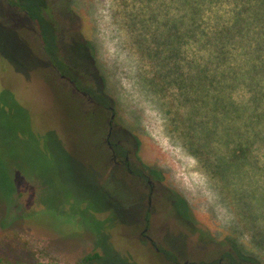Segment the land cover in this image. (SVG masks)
Returning a JSON list of instances; mask_svg holds the SVG:
<instances>
[{
  "label": "rangeland",
  "instance_id": "374dc122",
  "mask_svg": "<svg viewBox=\"0 0 264 264\" xmlns=\"http://www.w3.org/2000/svg\"><path fill=\"white\" fill-rule=\"evenodd\" d=\"M48 1L68 53L74 42L88 47L84 71L114 103L117 139L137 146L131 158L169 203L155 198L140 223L129 185L105 161L86 162L96 149L78 143L85 99L50 66L32 22L0 0L4 208L16 187L11 218L2 222L0 208V256L172 264L167 225L185 233L178 264H212L229 251L264 264V0ZM205 69L211 77H200ZM182 215L196 227H182Z\"/></svg>",
  "mask_w": 264,
  "mask_h": 264
},
{
  "label": "trees",
  "instance_id": "16d2710c",
  "mask_svg": "<svg viewBox=\"0 0 264 264\" xmlns=\"http://www.w3.org/2000/svg\"><path fill=\"white\" fill-rule=\"evenodd\" d=\"M12 6L16 7L21 12L26 14L32 24L36 27L40 42L44 51V55L53 68L55 73L67 81L72 82L71 85L74 91H78L81 94H86V110L79 102L76 105V117L77 125H80V137L78 139L79 145L85 143H91L92 147L96 150V158L91 161L99 163L105 161L107 157L111 158V152L108 149L107 141L109 140L110 123L112 122V116H114V103L110 97H108L104 91L96 87V80L94 75L86 74L83 71L82 65L79 60H88V65L91 67L92 58L89 54V49L86 44H73V52L68 53L64 50L61 38V29L58 21L55 18L54 9L50 5L48 0H13ZM173 29L172 26H170ZM223 28V27H222ZM227 29L223 28L225 34ZM200 32L203 36H206L200 25ZM230 34V31H229ZM207 42V41H206ZM208 69L200 71V77L210 76ZM213 75H218V72H212ZM211 74V75H212ZM211 77V76H210ZM71 84V83H70ZM79 95V94H78ZM76 100V99H75ZM77 101V100H76ZM114 122V121H113ZM107 161V160H106ZM1 187V185H0ZM10 196H13V204L4 208L0 203V208L3 213V220L5 222L7 218H11L12 211L15 208V190L16 187L13 184ZM8 198V193L4 190V185L1 187L0 197ZM10 193V192H9ZM8 201V200H7ZM14 212V211H13ZM16 218H14L15 220ZM17 220V219H16ZM19 220V219H18ZM176 258L175 254L172 258ZM246 256L242 255L239 251L226 252L222 255L218 262L212 264H244L243 261ZM103 257L95 253L92 256H87L83 260L76 264H98ZM0 264H45L37 261L25 262V261H11L0 256ZM58 264V263H47Z\"/></svg>",
  "mask_w": 264,
  "mask_h": 264
},
{
  "label": "flooded vegetation",
  "instance_id": "af4514ba",
  "mask_svg": "<svg viewBox=\"0 0 264 264\" xmlns=\"http://www.w3.org/2000/svg\"><path fill=\"white\" fill-rule=\"evenodd\" d=\"M10 2L12 9H14L16 13L25 16L31 22L30 18L26 14H24V12H21L16 7L12 6L13 0H10ZM63 48L67 52L65 46H63ZM81 59L83 60H79V61L84 71V68H87V66H89L87 62L88 60H84L85 59L84 56ZM61 79L65 80L63 78ZM70 83L74 87V84L72 82ZM75 94H79L84 99H87L86 94H81L78 91H75ZM113 121H114V116H112V122L110 123L111 129L108 136L109 140L106 143L108 149L111 152V158L107 157L106 159L107 161L105 160V167H107V171L110 170L112 172L111 174L112 178L114 177V175L119 174L120 177L119 181L121 183L125 182L126 187H128L129 185V190L131 192L130 198L132 201L133 200L137 201L136 203L132 204L133 208H131L137 212L136 221L140 223L144 222L145 224L148 225L150 222L149 213L153 209L155 198H156V204L158 202L162 204L161 202L169 201L168 196L165 192V189L161 185H158V183H155L153 181V176L150 173V170L148 168H145L144 166H140L139 163L136 162L135 157L131 158V156L135 155L136 150L134 149V147L137 146H135V144L130 142L129 139H125V140L117 139L118 138L117 134H120L122 131L116 129V126ZM143 214L145 215L143 216ZM182 217H183L182 219L183 222L181 219L180 221L182 222V224L185 223L182 225V227L185 228H188V226L193 228L196 227V224L192 220L191 216H186L185 218L184 215H182ZM165 230L166 233L163 236V238L167 243V245L169 246V251L164 252V254L166 255L168 261H170L172 264H178L176 263V261L179 259V257L184 256L183 246L181 245V239L183 237L185 238V233L184 231H181L179 233L174 232L172 230V227H169L167 225L165 226ZM147 231L148 229H145V231L143 232V237H145L154 245V240L145 234ZM186 237L188 239V235H186ZM168 242H170L171 245L168 244ZM173 254H175L177 257L172 258ZM186 264H191V263H186Z\"/></svg>",
  "mask_w": 264,
  "mask_h": 264
}]
</instances>
